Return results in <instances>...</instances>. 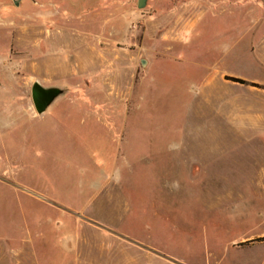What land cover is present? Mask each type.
<instances>
[{"label": "rangeland", "instance_id": "obj_1", "mask_svg": "<svg viewBox=\"0 0 264 264\" xmlns=\"http://www.w3.org/2000/svg\"><path fill=\"white\" fill-rule=\"evenodd\" d=\"M254 15L0 0V264H264V90L227 80L264 86Z\"/></svg>", "mask_w": 264, "mask_h": 264}, {"label": "water", "instance_id": "obj_2", "mask_svg": "<svg viewBox=\"0 0 264 264\" xmlns=\"http://www.w3.org/2000/svg\"><path fill=\"white\" fill-rule=\"evenodd\" d=\"M148 0H137V9L146 7ZM17 6L18 2L14 1ZM141 66H146V60L141 59ZM63 94V90L57 87H43L40 83L34 82L31 86V99L37 115H43L50 105Z\"/></svg>", "mask_w": 264, "mask_h": 264}, {"label": "crops", "instance_id": "obj_3", "mask_svg": "<svg viewBox=\"0 0 264 264\" xmlns=\"http://www.w3.org/2000/svg\"><path fill=\"white\" fill-rule=\"evenodd\" d=\"M214 1H216V0H214ZM254 16H255V19L253 21V29L250 30V35H248V37L250 38V42L248 43V46L251 49L250 51H252V52L254 51L255 54H260V53H264V32L261 33V35H260L254 29H256L257 27H262L264 25L263 24L264 23V15H259V16L254 15ZM246 36H247V34H246ZM262 59L264 61V58H262ZM217 68L222 69L223 67H217ZM251 83H254V82H251ZM255 84H258V83H255ZM32 116H34V115L32 114ZM37 116H39V115H37Z\"/></svg>", "mask_w": 264, "mask_h": 264}, {"label": "trees", "instance_id": "obj_4", "mask_svg": "<svg viewBox=\"0 0 264 264\" xmlns=\"http://www.w3.org/2000/svg\"><path fill=\"white\" fill-rule=\"evenodd\" d=\"M227 80H230L232 82H235V83H238V84H241V85H246V86H250V87L259 88V89H263L264 90V86L258 85V84H255V83H251V82H248V81H245V80H242V79L229 77ZM260 240L263 241L264 237L261 238Z\"/></svg>", "mask_w": 264, "mask_h": 264}]
</instances>
